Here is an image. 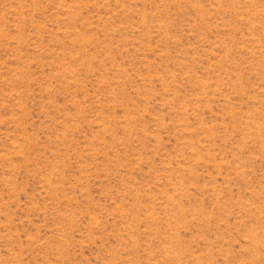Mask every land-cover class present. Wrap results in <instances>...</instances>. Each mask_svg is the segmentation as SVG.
Instances as JSON below:
<instances>
[{"label": "rangeland", "instance_id": "obj_1", "mask_svg": "<svg viewBox=\"0 0 264 264\" xmlns=\"http://www.w3.org/2000/svg\"><path fill=\"white\" fill-rule=\"evenodd\" d=\"M0 264H264V0H0Z\"/></svg>", "mask_w": 264, "mask_h": 264}]
</instances>
